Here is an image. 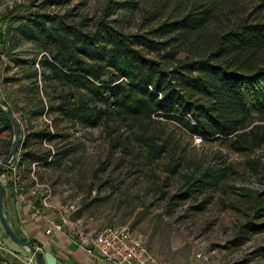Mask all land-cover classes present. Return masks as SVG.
<instances>
[{"label":"trees","instance_id":"1","mask_svg":"<svg viewBox=\"0 0 264 264\" xmlns=\"http://www.w3.org/2000/svg\"><path fill=\"white\" fill-rule=\"evenodd\" d=\"M72 1L43 0L42 4L66 7ZM217 1L107 0L94 18L77 17L74 8L62 14L42 12L37 9L39 0H30L3 16L6 37L1 48L6 49L14 37L34 45L41 56V70L34 69L30 78L37 96L30 114L58 118L55 134L46 128L31 129L24 136L21 129L17 162L24 179L28 180L35 162L67 166L73 158L76 148L71 143L61 153L57 146L55 154L43 148L46 139L70 138L57 120L104 132L111 151L128 153L144 145L147 154L141 167L153 179L159 176L154 167L168 158L164 173L179 180L169 206L218 190L225 174L221 169L203 171L177 157L174 150L179 144L162 137L154 126L159 119L177 122L191 139L220 142L241 154L264 153V19L210 31V25L224 15L215 7ZM134 14L140 22L133 33L127 29ZM39 77L44 90L37 84ZM0 121L12 131L1 112ZM133 158L140 164L137 155ZM98 202L91 201L73 219ZM252 206L244 235L264 231L262 194ZM148 216L143 212L140 217Z\"/></svg>","mask_w":264,"mask_h":264},{"label":"rangeland","instance_id":"2","mask_svg":"<svg viewBox=\"0 0 264 264\" xmlns=\"http://www.w3.org/2000/svg\"><path fill=\"white\" fill-rule=\"evenodd\" d=\"M42 1L37 3V9L42 12L62 14L74 8L77 17L94 18L100 16L107 3V0H73L66 7H51L44 6ZM29 2L0 0V19ZM215 7L224 15L210 25V31L227 30L244 20L264 19V0H218ZM23 12L24 9L16 15ZM131 19L127 31L134 33L140 17L134 14ZM5 25L0 20V101L14 110L24 136L31 129L38 132L46 128L55 134L57 117L46 113L34 118L30 114L37 97L30 78L34 69L41 70L38 66L41 56L34 45L14 37L7 48L2 49ZM37 84L44 90L42 78L37 79ZM159 120L160 124L154 126L160 130V135L179 144L174 150L177 157L190 164L194 162L192 164L203 171L223 170L225 178L218 190L206 192L197 200L169 206L170 197L177 193L179 180L164 173L168 158L161 159L154 167L159 176L153 179L148 170L141 167L147 154L144 145L131 147L128 153L111 151L104 132L78 124L66 125L60 123L61 120H57L59 129L67 128L70 138L63 142L59 138L53 142L46 139L43 148L55 154L57 146L61 153L62 148L71 143L76 148L73 158H69L67 166H59L58 162L52 165L35 162V176L52 188L54 204L71 209V220L80 228L87 232L108 227L126 228L142 241L159 264H264V231L243 234L244 225L253 215L254 199L258 194L264 198V153L252 150L241 154L220 142L191 139L177 122ZM122 134L124 137L127 134L124 129ZM12 137V131L0 121V163L7 156ZM134 155L138 156L140 164ZM184 168L187 169V165ZM0 180L5 181L3 177ZM107 180L109 184L100 189ZM6 194L10 204L11 191L6 189ZM96 198L99 199L97 204L73 219L75 213ZM143 212L149 215L145 220L140 217Z\"/></svg>","mask_w":264,"mask_h":264},{"label":"built area","instance_id":"3","mask_svg":"<svg viewBox=\"0 0 264 264\" xmlns=\"http://www.w3.org/2000/svg\"><path fill=\"white\" fill-rule=\"evenodd\" d=\"M17 161L1 175L5 180L2 184L11 191L15 201L18 204H29L32 199L38 201L39 205L34 207L37 216H42L44 210L56 213L58 221L46 231L47 234L53 230L62 231L66 227L79 229L80 225L71 220V209L54 204L52 188L35 176L36 163L32 164V171L26 180ZM81 242L89 255L111 264H159L142 241L126 228L108 227L101 231L86 232ZM25 264H35L34 258L31 256Z\"/></svg>","mask_w":264,"mask_h":264},{"label":"crops","instance_id":"4","mask_svg":"<svg viewBox=\"0 0 264 264\" xmlns=\"http://www.w3.org/2000/svg\"><path fill=\"white\" fill-rule=\"evenodd\" d=\"M36 205L39 203L33 199L29 204H18L13 197L11 203H7L9 223L22 240L42 252L52 253L57 258V264H111L86 252L81 242L87 232L83 227L77 230L66 227L47 234L46 231L58 221V217L52 210H44L42 216H37ZM30 257L6 237L0 223V264H25Z\"/></svg>","mask_w":264,"mask_h":264},{"label":"water","instance_id":"5","mask_svg":"<svg viewBox=\"0 0 264 264\" xmlns=\"http://www.w3.org/2000/svg\"><path fill=\"white\" fill-rule=\"evenodd\" d=\"M0 112L7 118L11 124L13 137L8 156L0 163V178L3 173L14 162L17 161L18 151L22 145L21 126L10 108L0 101ZM7 194L6 188L0 180V223L4 229L6 237L9 238L21 251L31 255L35 264H57V258L50 252H42L32 244L22 240L12 229L7 216Z\"/></svg>","mask_w":264,"mask_h":264}]
</instances>
